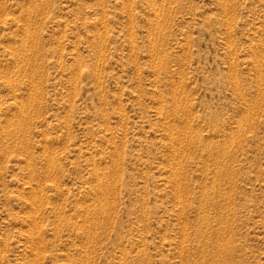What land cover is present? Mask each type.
Masks as SVG:
<instances>
[{"label":"rangeland","instance_id":"obj_1","mask_svg":"<svg viewBox=\"0 0 264 264\" xmlns=\"http://www.w3.org/2000/svg\"><path fill=\"white\" fill-rule=\"evenodd\" d=\"M0 264H264V0H0Z\"/></svg>","mask_w":264,"mask_h":264},{"label":"bare ground","instance_id":"obj_2","mask_svg":"<svg viewBox=\"0 0 264 264\" xmlns=\"http://www.w3.org/2000/svg\"><path fill=\"white\" fill-rule=\"evenodd\" d=\"M218 254V253H217ZM212 255V254H211Z\"/></svg>","mask_w":264,"mask_h":264}]
</instances>
